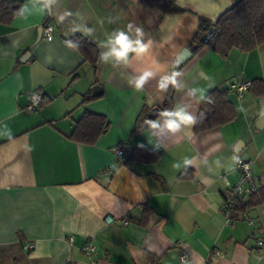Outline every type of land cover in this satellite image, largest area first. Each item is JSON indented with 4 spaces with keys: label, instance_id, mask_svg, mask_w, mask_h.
<instances>
[{
    "label": "crops",
    "instance_id": "obj_1",
    "mask_svg": "<svg viewBox=\"0 0 264 264\" xmlns=\"http://www.w3.org/2000/svg\"><path fill=\"white\" fill-rule=\"evenodd\" d=\"M16 1L22 2L21 15L0 24V264L6 257L21 264L12 253L24 264H264V249L256 244L264 240L260 99L250 90L240 97L229 90L264 80V43L248 52L234 48L226 59L207 46L178 70L181 88H175L172 108L180 104L198 117L203 99L191 89L204 97L227 90L235 111L231 122L201 133L194 124L174 135L151 127L132 134L143 108L163 111L166 91L158 81L171 74L200 19L214 23L233 1L172 0L182 12L165 16L142 8L139 0ZM46 19L53 28L49 41L38 32ZM129 23L142 27L145 42L153 43L127 65L104 64L98 56L93 68L68 41L81 35L100 53L108 34ZM149 67L157 75L143 90L129 85ZM94 87L99 97L80 105ZM34 92L50 101L27 112ZM85 112L110 124L93 145L68 139ZM118 143L160 157L126 166L112 150ZM237 159L252 162L262 190L263 202L250 210L255 226L240 215L223 223L224 202L238 180ZM182 171L187 177H178ZM143 206L153 211L144 226L133 222ZM87 243L96 246L89 257L83 252ZM27 244L32 248L24 249ZM182 253L188 254L185 262Z\"/></svg>",
    "mask_w": 264,
    "mask_h": 264
},
{
    "label": "trees",
    "instance_id": "obj_2",
    "mask_svg": "<svg viewBox=\"0 0 264 264\" xmlns=\"http://www.w3.org/2000/svg\"><path fill=\"white\" fill-rule=\"evenodd\" d=\"M232 1L233 5L223 12L214 23L209 24L200 19L198 29L187 47L193 55H196L205 47L210 46L215 53L223 59H226L229 52L234 48L248 52L264 43V0ZM139 4L144 9L158 12L161 16L182 12L173 8L172 0H139ZM22 8L21 1L0 0V24H9L15 17L21 15ZM48 21L47 19L44 20L43 25L47 24ZM211 27H214L216 32L209 42H205L203 38ZM68 41L82 54L84 60L94 68L99 56L98 44L81 35H73ZM182 67L183 65L178 70ZM247 90H250L259 99H263L264 80L255 79L251 81ZM174 93L175 87L170 85L166 90V99L162 110L172 108ZM98 97L87 92L82 96L80 105ZM49 101V98L41 94V100L37 108L43 107ZM153 110L149 113L145 108L141 110L132 128V134H136L150 127L147 121L157 118V116H151ZM234 117L235 111L232 103L228 99L227 90L215 89L209 92L202 101L197 122L194 125V132L201 133L213 127L226 124L231 122ZM109 126L108 120L103 115L85 112L75 122L68 139L78 144L93 145L101 135L108 131ZM159 157L160 153L158 152L134 148L129 150V154L122 163L126 166H129V163L132 161L151 163ZM178 177L185 178L187 176L182 171ZM262 202L263 194L260 188L256 194H252L248 198H237L231 208V219L234 220V217L240 215L247 209L251 210L254 206ZM142 208L143 213L141 218L133 220V222L144 226L147 223L148 216L153 211L148 206H143ZM147 256L149 260H153V256L150 254H147Z\"/></svg>",
    "mask_w": 264,
    "mask_h": 264
},
{
    "label": "clouds",
    "instance_id": "obj_3",
    "mask_svg": "<svg viewBox=\"0 0 264 264\" xmlns=\"http://www.w3.org/2000/svg\"><path fill=\"white\" fill-rule=\"evenodd\" d=\"M48 3H54V0H48ZM113 21L109 19V23ZM89 32L93 31L88 29ZM134 31V36L131 35ZM144 31L142 27H138L129 23L126 29H115L108 34L107 38L101 42L100 47L103 49L99 53V60L104 64H129L132 58H142L148 53L152 47V41L145 42L143 39ZM150 67L145 68L138 75L129 79L128 83L137 91L143 90L145 85L156 76ZM181 74L179 72H173L169 75H165L158 81V88L161 91H166L169 85L175 88H181V84L178 81V77ZM197 91H201L199 99H205L202 94V90L191 89L192 94H196ZM197 122V117L191 112L186 110L182 105L177 104L172 109H165L157 114V118L154 120H148L147 124L151 129L163 133L176 134L186 127H191ZM186 164L191 161L186 160ZM179 167V165H174Z\"/></svg>",
    "mask_w": 264,
    "mask_h": 264
},
{
    "label": "built area",
    "instance_id": "obj_4",
    "mask_svg": "<svg viewBox=\"0 0 264 264\" xmlns=\"http://www.w3.org/2000/svg\"><path fill=\"white\" fill-rule=\"evenodd\" d=\"M52 25L47 23L42 26V35L43 38L46 40L52 39ZM250 86V82L244 84H233L229 87V90L236 93L238 97L242 95V93L248 89ZM41 100V94L38 92L32 93L29 96V103L26 106L27 112H33L36 110L39 101ZM113 152L115 153L116 157L120 162L124 161L127 155L129 154V149L126 143H118L112 148ZM236 171L238 172V180L233 186L229 198L224 202L222 208V215H223V223L224 225H230L232 223V215H231V208L234 205V202L237 198H248L252 194H256L258 191V185L254 178L252 172V162L249 160L244 159H237L235 163ZM106 174H110L109 171ZM240 217L243 222H245L249 226H255V220L250 215V210H245L240 214ZM258 232L260 230L255 227ZM72 240V238H70ZM256 244L259 248L264 249V240L259 237L256 241ZM24 249H31L32 246L27 244L23 247ZM96 250V246L92 243H87L83 247L84 255L89 257L94 251ZM188 259L187 253H182L180 255V260L185 262Z\"/></svg>",
    "mask_w": 264,
    "mask_h": 264
},
{
    "label": "water",
    "instance_id": "obj_5",
    "mask_svg": "<svg viewBox=\"0 0 264 264\" xmlns=\"http://www.w3.org/2000/svg\"><path fill=\"white\" fill-rule=\"evenodd\" d=\"M38 32H40V33L42 32V27L39 28ZM215 32H216L215 28L211 27L208 30V32L205 34V36L203 38L204 41L209 42L212 39V37L214 36ZM192 57H193V54L190 52V50L188 48H184L180 52L179 56L177 57V59L175 61V67L171 70V73L178 72V68L180 66L184 65ZM100 91H101L100 88L94 87L92 95H97L98 93H100ZM159 112L160 111L156 108L151 112V116L155 117V116H157V114ZM256 123H257V126H259V127H263V125H264V98L260 99V115H259Z\"/></svg>",
    "mask_w": 264,
    "mask_h": 264
},
{
    "label": "rangeland",
    "instance_id": "obj_6",
    "mask_svg": "<svg viewBox=\"0 0 264 264\" xmlns=\"http://www.w3.org/2000/svg\"><path fill=\"white\" fill-rule=\"evenodd\" d=\"M6 256V255H5ZM9 257H15L14 259L17 260L18 263H23L21 259L17 258V255H14L13 253L10 254ZM3 264H11L9 260H7V257L2 260ZM24 264V263H23Z\"/></svg>",
    "mask_w": 264,
    "mask_h": 264
}]
</instances>
